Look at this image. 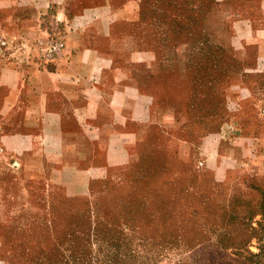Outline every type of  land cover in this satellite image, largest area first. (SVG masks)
Here are the masks:
<instances>
[{
    "label": "rangeland",
    "instance_id": "374dc122",
    "mask_svg": "<svg viewBox=\"0 0 264 264\" xmlns=\"http://www.w3.org/2000/svg\"><path fill=\"white\" fill-rule=\"evenodd\" d=\"M127 1L13 0L10 5L12 0H0V31L15 17L39 14L45 3L49 8L43 26L56 33L66 20L101 7L119 9ZM135 1L144 36L177 47L161 51L163 56L195 59V52L180 46L189 35L182 30L203 26L213 0ZM204 37L208 42L206 33ZM214 53L220 61L213 73L214 92L204 93L198 110L187 115L186 127L175 133L195 144L189 171L164 173L160 167L165 156L144 145L130 147L128 156H105L104 168L92 174L89 161L82 172L66 170L59 141L49 134L0 128V264H210L213 253L221 263L235 258L230 244L217 251L216 234L204 229L201 235V228L180 231L178 224L202 218L220 223L224 211L251 219L245 225L238 218L224 232L239 247L249 242L247 249L264 264V216L257 205L264 197V70L235 64L223 49L204 51V63ZM238 55L242 58V52ZM208 74L203 69L202 76ZM188 101L180 96L173 100L178 107ZM207 139L222 141L225 179L207 169L199 156ZM185 148L179 146L180 157L187 160ZM98 158L102 161L103 153ZM188 188L194 191L186 197L182 193ZM176 191L182 193L175 198ZM244 204L251 205L253 216ZM187 207L200 215L191 217ZM258 223L259 237L250 240L247 226L258 228Z\"/></svg>",
    "mask_w": 264,
    "mask_h": 264
},
{
    "label": "crops",
    "instance_id": "0c3cea01",
    "mask_svg": "<svg viewBox=\"0 0 264 264\" xmlns=\"http://www.w3.org/2000/svg\"><path fill=\"white\" fill-rule=\"evenodd\" d=\"M213 1L203 26L181 32L186 43L180 46L195 52L184 61L160 53L177 47L144 36L135 0L66 20L56 33L43 26L46 3L39 14L15 17L0 31V128L49 134L59 141L66 170L82 172L89 161L92 174L104 168L105 156H128L130 147L144 145L165 156L167 173L189 171L195 144L175 135L186 127L188 110L173 100L188 98L203 81L204 51L223 49L239 65L264 70V0ZM52 35L65 42L64 51L37 62L38 43ZM207 60L213 67L214 59ZM221 142L205 140L199 156L225 179ZM182 144L187 160L180 157Z\"/></svg>",
    "mask_w": 264,
    "mask_h": 264
},
{
    "label": "trees",
    "instance_id": "16d2710c",
    "mask_svg": "<svg viewBox=\"0 0 264 264\" xmlns=\"http://www.w3.org/2000/svg\"><path fill=\"white\" fill-rule=\"evenodd\" d=\"M189 29L190 28H185V29H183V31L186 30V31L189 32ZM154 34H155V32H154ZM225 52H227V51H225ZM228 54L231 55L230 53H228ZM212 58L214 59V62H215L214 66L212 67L210 65H207L208 62H206L204 64V67H203V69L207 68L210 71V74H208L206 76H202V72H201L200 75L203 77V81L199 82L197 84V87L196 88H195V85L193 84V87L191 88V92L189 94V97L186 98V99H189L188 103L186 104V109L188 110V114L191 113L192 111L194 112V110H196V111L198 110L197 109L198 108V101L201 98H203V97L206 96L204 93L209 92V94H210V93H213L214 92V89L212 88V85L217 82V78L215 77V75L213 73L219 71V69H220V61L216 60L217 59L216 53H214L212 55L211 59ZM232 61L235 64H239V62L237 61V59L234 58L233 56H232ZM206 84H208L209 86H211V88L208 87V85L206 86ZM208 88H209V90L207 91L206 89H208ZM194 90H196V92ZM210 90H211V92H210ZM195 94H196V96H194ZM211 97H213V96H211ZM160 168H161V171H163L164 173H166V169L164 167V164ZM165 183L167 184V182H165ZM193 189L194 188H191V189L188 188L183 193L180 192V191H178V192L176 191L175 194H174V196L176 198L177 197V194L182 193L186 197H188L189 194H190V192L193 191ZM164 192L165 193H168V189L164 190ZM175 198H173V201L175 200ZM257 205H258V207L260 209L262 208V213L261 214L264 216V197L261 199L260 203L257 204ZM243 206L247 207L246 209H249V211H250V215L249 216H253L254 213L252 211L253 208H250L251 205L247 206V205L244 204ZM185 211L188 212L191 217H193V216L194 217H197V216L200 215V211L197 210L196 208L190 209L189 207H187L185 209ZM165 217H168L167 214H165ZM222 217H225V218H223V221L220 222V223L211 222V221L208 220V218L207 219H203L202 218V221L195 222V223H192V222H189V221H185L183 219V220H180V222L178 224L180 226V229L179 230L180 231H184V230H188L190 228H201V229L198 230V232L201 233V235L206 234L204 232V229L206 231L210 232L211 234H216V236H218V241H217V243H215V246L214 247H216V250L217 251L222 250V249H225V247L227 246V244H230L231 245V247H229V248H231L232 250L235 251L234 252L235 258H231L229 260H226V259L223 258L225 261L221 259V263H220L218 261V258L219 257H215L216 254L213 253L211 255V258L207 259V261L210 264H230V261L231 260L232 261L234 260L235 262H239L240 264H260L259 263L260 255H255V254H253L252 252H250L247 249L249 242H248V244L246 243V244H244V246L239 247L241 245L240 242L239 241L236 242V240L232 239L231 237H230L231 239H229L228 233L225 234V232H224L225 230L227 231L231 227H233L234 226V222L238 218L242 219L244 224H245V221L246 220L249 221L251 219H245V216H242V215H239L238 218H237L236 214L227 213L226 211L223 212ZM251 225L249 227L247 226V231H249V233H250V240H252V239H258V237H259L258 235H259V233L261 231V224L260 223L257 224L258 225V228L252 227ZM218 227H221V229H219ZM222 229H223V231H222ZM219 231H222V232L219 233ZM222 235L224 237H227L226 240L228 241V243L225 244V241L226 240H222L221 239L223 237ZM182 240H184V239H182ZM210 243H214V241L212 240V241H210ZM218 254H220V253H218ZM205 260H206V258H205Z\"/></svg>",
    "mask_w": 264,
    "mask_h": 264
},
{
    "label": "built area",
    "instance_id": "2783aa9c",
    "mask_svg": "<svg viewBox=\"0 0 264 264\" xmlns=\"http://www.w3.org/2000/svg\"><path fill=\"white\" fill-rule=\"evenodd\" d=\"M65 49V42L61 38L49 36L45 43H38L35 60L40 63H48L58 57Z\"/></svg>",
    "mask_w": 264,
    "mask_h": 264
}]
</instances>
